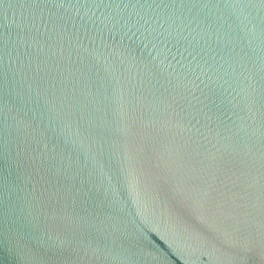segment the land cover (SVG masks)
Instances as JSON below:
<instances>
[{"label": "water", "instance_id": "obj_1", "mask_svg": "<svg viewBox=\"0 0 264 264\" xmlns=\"http://www.w3.org/2000/svg\"><path fill=\"white\" fill-rule=\"evenodd\" d=\"M0 264H264V0H0Z\"/></svg>", "mask_w": 264, "mask_h": 264}]
</instances>
